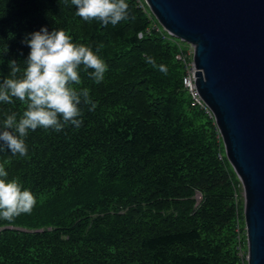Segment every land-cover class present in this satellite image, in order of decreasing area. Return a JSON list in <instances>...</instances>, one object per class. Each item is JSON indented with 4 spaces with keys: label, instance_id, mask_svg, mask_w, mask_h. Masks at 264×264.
Listing matches in <instances>:
<instances>
[{
    "label": "trees",
    "instance_id": "1",
    "mask_svg": "<svg viewBox=\"0 0 264 264\" xmlns=\"http://www.w3.org/2000/svg\"><path fill=\"white\" fill-rule=\"evenodd\" d=\"M127 3L130 19L103 26L71 0H0V82L9 60L23 67L22 40L42 26L103 45L108 65L99 84L80 71L76 87L96 108L81 103L79 128L30 130L25 157L0 151L8 179L37 200L31 214L0 219V264H247L241 182L214 116L183 85L182 40L146 3ZM13 99L0 103V121L25 110Z\"/></svg>",
    "mask_w": 264,
    "mask_h": 264
},
{
    "label": "water",
    "instance_id": "2",
    "mask_svg": "<svg viewBox=\"0 0 264 264\" xmlns=\"http://www.w3.org/2000/svg\"><path fill=\"white\" fill-rule=\"evenodd\" d=\"M145 1L194 47L198 92L243 189L247 264H264V0Z\"/></svg>",
    "mask_w": 264,
    "mask_h": 264
},
{
    "label": "clouds",
    "instance_id": "3",
    "mask_svg": "<svg viewBox=\"0 0 264 264\" xmlns=\"http://www.w3.org/2000/svg\"><path fill=\"white\" fill-rule=\"evenodd\" d=\"M75 15L84 21H98L103 26H116L130 19L127 0H71ZM30 48L23 67L17 60L8 62L9 73L0 82V103L11 104L15 100L26 106L22 114L12 112L0 121V151L25 157V142L30 130L52 129L56 132L65 126L79 128L82 124L81 103L96 108L87 87L81 84V69L88 72L96 84L105 79L108 65L96 51L83 43H74L73 37L63 28L46 26L26 34L22 40ZM146 62L167 74L164 64L157 65L155 58L145 57ZM8 172L0 164V219L14 221L22 214H31L37 200L34 193L24 188L18 178L8 179Z\"/></svg>",
    "mask_w": 264,
    "mask_h": 264
},
{
    "label": "built area",
    "instance_id": "4",
    "mask_svg": "<svg viewBox=\"0 0 264 264\" xmlns=\"http://www.w3.org/2000/svg\"><path fill=\"white\" fill-rule=\"evenodd\" d=\"M139 5L144 7L146 1L145 0H138ZM194 47L190 46L187 49H182L180 51V53L178 54V58L182 61V63L184 64L185 67V74L183 76V85L185 87V89L188 90V92L191 94L194 103L199 104L202 108L206 109V111L213 116L210 108L206 105V103L203 101V99L201 98L198 89H197V85H196V75H195V71H197V68L195 66V62H194ZM237 231L239 234V240L240 235H241V227L238 224L237 225ZM239 248H240V255L243 254V249H242V244H239Z\"/></svg>",
    "mask_w": 264,
    "mask_h": 264
},
{
    "label": "rangeland",
    "instance_id": "5",
    "mask_svg": "<svg viewBox=\"0 0 264 264\" xmlns=\"http://www.w3.org/2000/svg\"><path fill=\"white\" fill-rule=\"evenodd\" d=\"M148 6V5H147ZM149 8V7H148ZM144 9H145V6H144ZM150 10V9H149ZM160 24V23H159ZM182 45H183V47L184 48H188V47H190V46H192L193 47V45L192 44H189V43H187V42H185V41H182ZM242 186V185H241ZM241 194H242V197H243V189L241 190ZM197 199L198 200H200L201 199V194L200 193H198L197 194ZM244 198V197H243ZM244 200V199H243ZM243 213H244V208H243ZM241 225L242 226H244V230H245V232H242V234L243 235H245V238H246V245H247V236H246V228H245V217H243L242 218V220H241ZM244 254V253H243ZM242 254V255H243ZM246 257H247V255H246ZM247 259V258H246Z\"/></svg>",
    "mask_w": 264,
    "mask_h": 264
}]
</instances>
